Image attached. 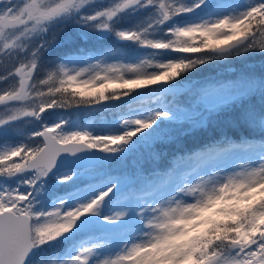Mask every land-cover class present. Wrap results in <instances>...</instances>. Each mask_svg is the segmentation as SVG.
I'll list each match as a JSON object with an SVG mask.
<instances>
[{
  "label": "snow or ice",
  "instance_id": "1",
  "mask_svg": "<svg viewBox=\"0 0 264 264\" xmlns=\"http://www.w3.org/2000/svg\"><path fill=\"white\" fill-rule=\"evenodd\" d=\"M0 85V264H264V0H0Z\"/></svg>",
  "mask_w": 264,
  "mask_h": 264
},
{
  "label": "rangeland",
  "instance_id": "2",
  "mask_svg": "<svg viewBox=\"0 0 264 264\" xmlns=\"http://www.w3.org/2000/svg\"><path fill=\"white\" fill-rule=\"evenodd\" d=\"M150 98L152 101H154V98H152L149 94L144 96V99ZM141 100L139 98L136 99H128V98H123L122 100H118V101H114L111 102L107 107L101 108L99 106H95L92 107L90 109H78L75 113H73L72 115H67V116H60V117H52V118H46L47 121L52 122V121H56L59 118H64L70 121L68 127L69 128H74V127H80L83 129H87L89 124H94L96 126V128L100 129L103 132H107L109 130H114L112 128L113 123H107L106 125L103 124V122L101 120H99V118L94 117L95 114L97 113V110H115L117 112V114H122L123 111L129 112L132 110H137V109H128L130 104ZM115 105V106H112ZM126 109H123V108ZM139 110H143V109H139ZM118 119V117L116 118ZM91 126V125H90ZM210 159V158H209ZM231 161L228 159H222V160H217V163H221V164H228ZM195 166L191 168L192 172L198 171L200 169H202L205 164L208 163V159H200L198 161L195 162ZM189 175L188 170H185L184 172L181 171L180 172V176L179 177H168L167 180L169 182L172 183H177L182 181L183 179H185L187 176Z\"/></svg>",
  "mask_w": 264,
  "mask_h": 264
},
{
  "label": "trees",
  "instance_id": "3",
  "mask_svg": "<svg viewBox=\"0 0 264 264\" xmlns=\"http://www.w3.org/2000/svg\"><path fill=\"white\" fill-rule=\"evenodd\" d=\"M135 19V18H133ZM253 63H259L258 61H254ZM232 66L233 67H239V61L238 60H233L232 61ZM214 71H221L220 69H214V66L212 67H209V68H202L201 71L199 73H197L196 77L195 78H200L199 76H203V75H209V74H213ZM2 86V85H0ZM130 95H136V93H132ZM76 108H71V109H55V110H50V113H51V116H55V115H59V114H64V113H70L72 112L73 110H75ZM204 136L203 134L200 135V139H203ZM183 141L182 143L187 146V147H192L193 144H194V141H193V138L192 137H186V138H182ZM163 149V146L160 150ZM173 151V147L172 146H167V152L169 153V156L164 160V161H161L160 162V167L161 168H164L165 164L167 163V160L170 159V153ZM200 160V158L197 156V157H194L193 160L191 161V163L189 165L186 166V169L189 168V167H192L194 166L196 163V161ZM185 169V170H186ZM184 170V171H185ZM183 171V172H184ZM180 176V172L176 173V174H173V173H168L167 174V177H179Z\"/></svg>",
  "mask_w": 264,
  "mask_h": 264
}]
</instances>
